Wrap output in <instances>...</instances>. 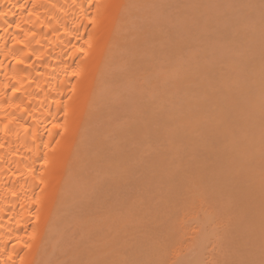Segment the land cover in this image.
<instances>
[{
	"label": "bare ground",
	"instance_id": "bare-ground-1",
	"mask_svg": "<svg viewBox=\"0 0 264 264\" xmlns=\"http://www.w3.org/2000/svg\"><path fill=\"white\" fill-rule=\"evenodd\" d=\"M139 1L140 0H0V264H54V262L58 261V259L56 260L55 258L58 256L56 254L57 251L59 254V251L62 252L66 249L65 246H63L65 245V243L62 244V242H64V237L69 233H67L68 230L66 229L67 232L64 233V236V234L62 233L63 231L61 232V230L64 229L63 226H68L70 224H67V221H73L71 220L73 218L77 219V217H73V215V218L69 219L71 217L70 212H74L76 210L80 211V209H89L88 211H90V209L97 208L98 206L103 205V203H105L106 205V202H104L103 199L104 196H106L105 198H107V195L110 193L115 194H113V198L117 197L121 200L120 203V200L118 201L117 198L115 201H118L117 203L119 204V207L120 205H123L125 207L122 208V206L119 208H122L123 212L127 211H124L126 207L131 208V206H133L134 204L132 208H135V211L131 212L133 213V216L138 215V222L141 223L140 225H138V222L134 220L135 218H132L134 222L136 221L135 223H137V228L134 229V225L130 224L129 222V228L126 226V228L123 229L121 227L125 226L126 222L122 220L124 222H122L124 224L123 226H121V223L118 225L117 229L114 227V229H116V233L118 231L116 236L113 235L114 230H110L112 232L110 235L111 239L109 236H106V238L105 236L102 237L103 243L104 241L105 243L104 246L103 243L101 244V246L104 249L101 248L103 252L99 250L101 252H99V254H104V256L100 258L99 262H96L95 260L93 263L96 262V264H121V262H123V264H264V254L262 252V257H260L261 255H258L259 257L255 256L256 254H258L255 248V243H257L258 239L259 242L257 244L259 245L260 243V247L263 248L264 251V228H262L264 227V180L259 181V179L252 180L251 178H248L251 177L248 173L251 172V167L248 168V170L246 168L247 173L245 170V174L241 173V176H244L243 179L245 178L246 181L244 180L243 183L247 182V185L241 183L243 179H241L242 177L238 172L237 176L239 177H235L237 179L240 178L241 181L239 184H243V187H241L242 185L239 186V180L235 179V177L233 179V182L231 179L230 182V180L228 181L225 178L227 180V183L225 182L226 180L221 183L223 184L222 187L224 186V193L227 190V187H225L227 184L237 182L235 184L237 187H239L235 188V185L232 184V186L234 185L233 188L230 185L233 189L230 188L229 190L233 191L237 189V192L235 193L233 191V194V192L231 193L229 190H227L231 194L230 199L228 197L229 193L226 192L225 194L228 195V202L226 206L221 203L220 198L218 200L215 197L216 194H219L217 192L220 191L217 188L220 189L221 187H219L220 182L223 179L221 175H226L225 173L220 174V170L215 168L221 169L222 165L217 166L219 164L218 162L221 161V164L225 166L224 163L226 162L227 157L231 156V158H235L234 156H232V154L236 151H233V149L231 150L232 145L230 146V144H228L230 150L232 151L230 152L229 150V153L232 154L228 153V155H225L224 157V154H227L226 152H228V150L225 149L226 144L225 142L223 143V138L224 136L226 137L227 134L228 137L231 138L233 137L231 136V134L234 135V137L235 135L239 136V128L235 129L236 131L238 130L235 134L231 132V129L233 128L230 129L231 131L228 130L231 133L229 136V133L226 130L228 126L220 125L221 128L219 129L221 130L219 131L217 126L216 128H214L215 125L212 124V122L217 121H213L214 117H212L213 119L211 118V121L210 119H208L207 121L209 122L208 124H206L207 127L210 126V129L205 130L206 127L204 128V131H208V133L206 132L207 134H205V132L201 130L205 134L204 138H206L207 144L204 142L205 140L202 135L203 133L201 132V137L203 138L204 143L202 142L201 138V143L198 142V140L197 142L199 144L196 142V144L194 143V147H192V142L196 140L195 134L192 133H194L193 131L196 130L195 128L197 127L194 128L192 125L190 128H193L194 130L190 128L186 129L188 127H185L184 124L186 122L181 116L182 119L176 120V122L179 124L178 126H180L181 124V129H186L185 131H183V133L181 130L180 134L176 135V133L179 132L178 130H176L177 128L179 129L178 126L177 128L175 127L176 125L172 127L177 132L174 131L173 133V128L171 129L172 131L169 129H164V132L166 131L165 134H168L169 136L173 135L174 137L172 136V140L173 138H176L178 136L179 139H183L185 140L184 142L188 143H186V145L189 146L186 147L189 148H187L188 151L184 158V153L181 152V148L178 146L180 150L177 147L175 149L174 147L176 145L174 143V146H170L171 142H168L170 141L168 140L170 137L168 136L167 138V135L163 133V136L162 134L163 130L161 129L164 128L162 127V124L164 126L165 123V119H163L164 115H161V119L159 117L160 123H154V116L152 114H154L155 112L153 113L151 111L152 114H150L152 116L149 114L148 118L146 116L147 114H142V117H146L141 118L136 115V112L139 110L135 109L136 111L133 110L134 115H136L134 117H137L138 120L129 114L128 117H132L135 120L131 121V119L129 118L130 121H126V123L122 125V123L125 122V117H127V115L124 116V118L121 117L118 119V111L121 110L119 108L124 107L119 105L115 107V104L113 103H119L120 99L122 101V96L118 99V97H120L118 96V94L123 93L121 89H126V92H128L130 90L133 91L132 87H135L134 91L139 92V95L141 97V95L146 93L149 89L151 90V88L149 87L152 84H154L152 86H154V88L156 89L155 83L158 81L156 78H158L157 76L159 74L155 75V72H152L151 67H149L147 64L149 63V61H151V64L154 66V64L156 63L154 60H156L155 58L157 56L154 54L155 58L153 57V61L155 63L152 62V60H147L152 57L151 54L150 57L149 53H146V51H150L147 49L148 47L146 46V43L148 45V42H150L149 34L151 33V31L149 29H151L152 26L150 28L148 27L146 31H144V29L139 30L137 28L141 26L140 29H142V25L147 27L148 24H151L148 23L151 22L149 18V21L146 18V21L148 23L147 25H145L146 21H143L145 20V16L147 14L143 15L144 18L140 15V13L142 14L140 8L144 7V9H146L148 5L144 4V6L142 4L143 6H139V8H137L140 3ZM137 9H139V11ZM137 14L138 19L141 16L140 20H143H141V25L137 24L134 26V23L138 21ZM133 19L137 20L134 22ZM142 21L145 24H143ZM138 23H140V21ZM132 30H135V32L137 33L135 34V32H133ZM138 31H142L143 33L139 32V34ZM158 32L159 31H157V33ZM151 35L150 45L152 44V41L154 39L153 33ZM157 38L158 37L154 39L155 43H157ZM159 41L161 40H158V42ZM157 44L156 47H160L159 43ZM155 53L158 54L157 52ZM189 57H191V55ZM178 60L180 62V58ZM188 60L190 63L191 60ZM164 61L166 62V60ZM163 63L164 62L162 61V65ZM171 63L168 66H171ZM158 64L159 63L155 64V67H157ZM159 67L160 66H158L156 69H158ZM182 69H184V67ZM190 70H192V68ZM185 71L187 70L185 69ZM151 72L153 75H151ZM150 76L154 77L151 78ZM131 78L133 80H131ZM150 79L152 80L150 81ZM166 79L168 80L167 77ZM147 80H149V83ZM132 81L133 83H136L135 86L133 83L131 85L129 84ZM143 81H146L147 85L145 84L146 82L144 83ZM192 81H194L193 78ZM137 82L141 83L142 86ZM148 84L151 85L147 87ZM136 86L138 88L140 86V88L136 89ZM143 86L144 88H147V91L146 89L144 90ZM159 86L157 85V87ZM142 89L146 91L143 92V94L141 92ZM161 89L164 90L163 87ZM153 91L154 90H151L152 93H154ZM207 92H209V90ZM147 94H144L143 96L145 97V95ZM148 95L151 96L153 94L150 93ZM180 95H176V97H180ZM160 96L161 94L155 97L153 101L155 102L156 99ZM172 96L174 97V95ZM130 98L132 99V97ZM150 98H152V96L149 97V100ZM126 101L124 99V102ZM131 101L134 100L132 99ZM151 101L152 99L149 101L150 104L154 103ZM198 102H202V100H198ZM219 102L218 105L220 104ZM193 103L194 102L192 101L191 104ZM119 104L122 105L121 103ZM201 104L202 107L205 105L203 104V102ZM201 104L197 103L198 107H200L199 105ZM155 105L156 104H154V106ZM167 105H169V103ZM261 105L264 106V104ZM146 106H148L147 108H145L147 110V113H149V111L151 110L150 107H152L153 105L151 104ZM221 106L219 108L222 109ZM134 107H136V105ZM173 107H175V105H173ZM154 108H156V106ZM128 110H130V107L128 108ZM234 111L236 110L234 109ZM121 112H124V110H121L120 114H122ZM139 112H137V114ZM182 113L184 112L182 111ZM189 114L191 115V113ZM192 114H194V112ZM197 114L199 115V112ZM227 114V117L221 115L220 119H229L228 117L230 116V120H222V123L227 124L229 122L230 125V122H235L234 118H236L238 115L236 117H232L233 115H231V113ZM157 115L158 113L156 114V118L158 120V116L160 115ZM185 116L187 117L186 114ZM202 116L203 115L201 114L199 115V117L201 118ZM150 117L153 120H150ZM195 117L193 118V120L196 121L194 122V124L198 123L197 120L199 119L198 117V119ZM139 118L145 120L146 122L144 123V121L142 120L144 124H142L141 121L138 123ZM216 118L219 119V116ZM185 119H187V121L190 120L188 117ZM200 120L201 119H199V121ZM226 120L228 122H224ZM151 121H153V123ZM207 121H205V123H207ZM241 121L243 120H240V122ZM167 122L169 123L170 121ZM173 122L174 124L176 123L172 120V123ZM189 122L191 123L192 120H190ZM189 122L187 123L189 124ZM150 123L156 125L160 124V129L158 128L156 131H162L161 135H156L157 133H153L154 130L150 128ZM168 123L165 124L168 126ZM182 123H184V126L182 125ZM201 123H203V121ZM234 124H236V122ZM170 125H172L171 122ZM231 125L230 127L233 126ZM224 126H226V128L222 129V127ZM156 127L154 128L156 129ZM198 127H200L199 123ZM149 128L150 131L152 130V133L155 135L152 136L151 139L149 138L150 141L152 140L150 143L151 146L153 141H155L158 137L157 139L160 140L162 138L163 140L165 139L164 143L167 140L169 145H165L168 146L167 148L170 147L169 153L167 151L165 152L171 158H169V156L167 155L168 159L166 160L162 156V154H159L157 151H155L154 153L156 155L157 152V154L159 155H156V157H154L150 154L149 156H152L150 159H146L148 153H145V155L147 154L146 156L143 153V155L145 156L144 158L147 160L148 167H150V171L151 166L157 165V167H159L160 164H162V166H160L162 168L159 167L160 169H162V173L158 172L161 175L157 176L153 175V173L154 171H157L159 169L154 166L153 173L152 171H149V173L147 171L149 169L144 166V164L147 165L145 163L146 161L144 160V162H134L137 164H143L142 166L138 164V166L142 168L144 166L145 171L142 168H138L137 165L135 167L133 159L136 158V153L139 150H135V153L133 152L135 147H129V145L131 144L132 146L135 145L134 141L139 142V138L141 137L145 139L147 138V140H149ZM212 128L214 130V132L211 133L213 137L209 133V130H211L210 132H212ZM187 130L191 131L188 132ZM217 130L219 131V135L217 133ZM248 130L252 131V129ZM225 131L227 133H224ZM243 131H245V129H243ZM252 132L250 134H254ZM221 133H223V137H221ZM241 133L242 132H240V134ZM245 133L249 136V133H247L246 131ZM142 134L145 135L143 136ZM183 134H185L186 136ZM208 134H210L209 137ZM179 135H182L183 137L181 136L182 138H180ZM244 135L245 134H243V136ZM112 136H116L117 138L120 137L122 138V140L120 142H116L115 139L114 141H111ZM210 136L212 137V139H210ZM153 137H155V140ZM217 137H220V141ZM221 138L223 140H221ZM236 138L237 140H241L238 137ZM209 139L211 141L214 140V143L216 145H214L213 142L211 143ZM252 139H254L253 141H256L255 139L257 138L252 137ZM226 140L228 139L226 138ZM237 140L234 141L236 142ZM131 141L133 142L131 143ZM208 141L210 142V145L208 144ZM221 141V144L225 145H222V147H224H221L222 149L219 148V143ZM234 141L230 142H232L234 145L240 142L237 141L238 143H234ZM261 142L259 143L261 144ZM147 143H149V141ZM252 143L254 144V142ZM197 144L200 146V149L198 148V150L201 151V154L199 153L200 156L199 154H197ZM211 144H213V147L211 146ZM150 145L149 147H151ZM157 145L160 144L157 143ZM206 145L208 146L206 147ZM215 146H219L215 148L219 152L220 150L222 151L221 153L218 152L219 155H217L216 152V155L213 153V149ZM245 146L244 148H242L244 151H247L245 149ZM254 146L255 145H253L252 147ZM138 147L139 146H137L136 149H139ZM140 148H143V146H141ZM192 148L194 149L193 152ZM173 149H175L176 152H174ZM177 149L179 150L178 153ZM253 149L256 150V148ZM260 150L261 149L259 148L258 151ZM211 151L212 153H210ZM251 152L254 153L253 150ZM139 153L141 152L139 151ZM179 153L183 156V159H180V161H178V156L180 155ZM260 153L262 154V151H260ZM192 154L197 155H194V161V157ZM221 154H223L222 157L224 158H221ZM236 154L237 157H242L241 155H243H238V152H236ZM256 155L258 154L256 153ZM218 156L221 160H218ZM243 156H246L245 153ZM261 156H263V154ZM240 157L239 159H245L244 157ZM169 159L170 163L168 164ZM196 159L198 160L195 161ZM164 160L165 162H163ZM211 160L216 162L213 163L211 162ZM259 160L260 158H258L256 162H260ZM159 161L161 163H159ZM174 161H176L175 164H173ZM231 161L232 160L228 161L227 159V162L231 163V165L229 163L227 164L229 166L227 168V171L231 170V172H228L231 173L230 175L233 174L232 168L237 171V167L243 166L241 163H244L242 162V160H237V166L235 158V165L232 166L234 162L232 161V164ZM192 162L194 163L192 164ZM205 163H207L209 167L210 165H212V174L204 173L206 169L209 172V167L206 166ZM245 165H247L246 162ZM194 166H197L198 168H195ZM138 169L142 170L139 172ZM240 169V171L244 170H242V168ZM215 170H217V172ZM256 170L255 175L257 174V171L259 172V174H262V172H264V170L262 171V169H260L261 171ZM146 172H148L149 174ZM216 173H219L220 175H217ZM228 173L227 175H229ZM150 174H152V176H149ZM206 175H209V178L210 175H212V177L215 175V178L211 177V182H209V179L206 178L208 176ZM219 176L221 178H219ZM233 176L234 175H232V177ZM216 177L219 178V181L218 178L216 179ZM215 182L218 184H216ZM153 184H155V189L156 185L158 189H160L159 186L162 187L161 189H163L164 187V190L161 191V194L154 193L156 190L153 191L154 187L152 190ZM215 186H217V188ZM254 186L255 189L253 188ZM256 187H258V189H256ZM251 188H253L252 190L255 194L250 190ZM94 189H96L97 194L94 192ZM262 190L263 192H261ZM257 191L261 193L259 194ZM136 192H140L141 195L139 196L138 194H136ZM116 194H125L124 196H126V194H130L131 197L126 196L127 199H124L123 196L119 198V196H116ZM256 194L260 196L258 197ZM136 196L139 197L137 198ZM219 196L221 198L223 197L221 195ZM135 197L137 200L135 199ZM133 198L135 201L131 200ZM95 199L97 201H95ZM155 200L157 201L156 203ZM233 201L236 202V204ZM109 209L110 208L108 207V210ZM79 211H77L78 214ZM73 212L71 213L73 214ZM115 212L118 211L116 210ZM134 212L136 215L134 214ZM67 213L70 216L67 215ZM88 213H85L86 218L87 216L91 217V215H88ZM107 213L109 214L108 211ZM147 214L151 215L149 220L147 219ZM85 215L83 217H85ZM92 219L94 223V220L96 222L97 219L100 220V217L97 216V219H94L92 217ZM125 219L128 222L130 217H125ZM105 220L104 222H106ZM76 221H73L74 224L75 222L78 224L79 220ZM114 221H116L114 223L117 226L119 222H117L116 219ZM142 222H144L145 224H142ZM247 223L249 225L251 224L250 227L253 229L254 233L247 230ZM112 224L113 223H111V225ZM95 225L98 224L95 223ZM140 226L143 228V234H141L142 231ZM107 227L110 228V226H106V228ZM138 227L140 229L137 231ZM119 228L121 230L123 229V232L127 234H125V236L122 235L124 233L122 231H119ZM132 229H134L135 232L137 231L136 234L134 233V231H131L130 233V230ZM126 230L128 231L125 232ZM151 230L153 231V233H151ZM69 231H72V229ZM139 231L141 232L139 233ZM60 233H62V235ZM90 233H92V231ZM248 233H250V235ZM256 233L259 236L256 240H253L251 238L248 241L245 238L246 235L250 237H252L253 235L254 237V234ZM96 234L97 233L95 232L94 235L96 236ZM243 234L245 235V237L243 236V239L241 240ZM91 235H93V233ZM119 235L124 239H121ZM59 236L63 239L62 242L59 240L61 239ZM105 239L107 240V242ZM121 240H126V242L124 241L126 243L125 248V243H121L123 244L122 247L125 250H122L121 248H119V250L116 249V246L118 245L117 243H119V241L121 242ZM244 240L246 241V243L244 242ZM59 241L61 242L60 244L63 247L59 244ZM72 241L75 240L73 239ZM82 243L84 245V241ZM91 243L92 242H90L89 244ZM244 244H246L247 246H244ZM58 246H60V250H58L59 248L57 249ZM61 247L62 249L64 248L62 251ZM246 247L250 249L248 250V248ZM113 248L115 251H113ZM244 248H246L247 250H245ZM117 250H122L123 254H125L126 256L122 255L121 258V255H118L119 253ZM96 257L98 258V256ZM116 258L122 259L121 262L116 260L114 263L113 260H115Z\"/></svg>",
	"mask_w": 264,
	"mask_h": 264
},
{
	"label": "rangeland",
	"instance_id": "rangeland-1",
	"mask_svg": "<svg viewBox=\"0 0 264 264\" xmlns=\"http://www.w3.org/2000/svg\"><path fill=\"white\" fill-rule=\"evenodd\" d=\"M140 3H139V5H138V7L137 8H139V6L141 7V6H143L144 4L145 5H148L147 6V8L146 9H144V7H141L140 9V11L142 12V14L140 13V15L141 16H143V15H146L145 16V20H143V19H141V20H143L144 22L146 21V18H147V20H148V18L151 20V22H148V23H151L150 25L147 23V21L144 23L143 21H142V23L143 24H145V25H147V27L146 26H144V25H142V29H140L141 28V26H139V27H137L139 30H143L144 29V31H146L147 29H148V27L150 28L151 26V29H149L150 31H151V33L149 34V36H150V39H151V34L153 33V38L155 39L156 37H158L157 39L158 40H161V41H159L158 42V40H156V42L157 43H159V46L161 47H156V44L157 43H155V40L153 39V41H152V44L150 45V42H151V40L149 39V41L150 42H148V45H147V43H146V46L148 47L147 49L148 50H150L149 52L148 51H146V53L148 54L149 53V56H150V54L152 55V59L150 58V59H147V60H152V62H154L155 64H157V63H159L158 64V66H160L159 68H161V67H163V68H161V69H156L157 67H155L156 65L154 64V66L151 64V61H149V63H147L148 64V66L149 67H151V70H152V72H155V75H160V78H159V75L157 76L158 78H156L158 81L155 83V87H156V89L154 88V86H152V85H154V84H148V86L147 87H149V88H151V90H154L153 92L154 93H152L151 92V90L149 89L148 91H147V88L145 87L144 88V86H143V88H144V90L146 89V91H144L143 89H142V94H143V92H146V93H144V94H153V95H151L152 96V98H150V100L152 99V101L151 102H154L153 100H154V98L155 97H157V96H159L160 94H161V96L160 97H158L157 99H156V101L154 102V103H151L153 106V108L152 107H150L151 108V110L149 111V113H147V110H146V108L148 107V106H146V105H151L150 104V100H149V97H151V96H149L148 94V96L147 95H145V97L143 96V95H141V97H140V95H139V92H137V91H134V88L135 87H132L133 89V91H128V92H126V89H121L122 91H123V93H119L118 94V96H120V97H118V99L119 98H121V96H122V101H121V99H120V102L119 103H121L122 105H120L118 102H116V103H118V104H116V103H113V104H115V107L117 106V105H119V106H122V107H124V108H119V109H121L122 111L124 110V112H121L122 114H120V111H118L119 112V117H118V119L119 118H121V117H123L124 118V116H126L127 115V117H125L126 119H125V122L124 123H122V125L123 124H125L126 123V121L128 122V121H130L129 120V118L131 119V121L132 120H135V119H137L138 120V118L137 117H134V116H138V117H141V118H145L146 116H147V118L149 117L148 115L151 113L152 114V112L154 113V114H152L154 117H153V119L150 117L149 119L151 120H153L154 121V123H160V120H159V117H160V119L162 118L161 117V115H164L163 117V119H165V123H168L167 121H170L171 122V124L172 125H170V122L168 123L169 125L167 126L165 123H164V126H163V124H162V127H164V128H162L161 130H163V132H162V134L164 133H166V131L164 132V129L165 130H167V129H169V130H171L175 125V127L177 128V126L179 125L177 122H176V120H180V119H182V117L184 118V121L187 123V122H189L190 120H192V122L190 123L189 122V124H191V125H189L188 123H187V125H186V123L184 124V123H182V125L184 124L185 125V127H188V128H186V129H189L192 125H193V127L195 128V127H197V128H195L196 130H194L193 128H190V129H193L194 131V133H192V134H195V137H196V140H194L192 143H193V146L192 147H194V143L196 144V142L198 141V142H200V139L202 138L201 136L203 135V138L205 137V134H207L208 133V131H204V128L206 127V129L205 130H208V129H210V126H208L207 127V125L206 124H208V122L209 121H207L208 119H210V121L213 119L212 117H214V120L213 121H217V122H212V124H214L215 125V127L214 128H216V126L218 127V129L219 128H221V126H223V125H226V126H228V128H226V126H224V127H222V129L223 128H226V130L228 131V130H230L231 128H233V129H231L230 131L231 132H233L234 134L235 133H237V131L239 130V136H236L235 135V137H234V135H232L231 133H230V131H228V133H229V136H230V134H231V136H233L232 138L231 137H228V134H227V136L225 137L224 136V141H223V143L225 142V144H226V146L224 145V144H221L222 143V141L219 143L220 144V147L219 146H215L214 147V151H213V153L215 154V152L217 153V155H219V153H221L222 151L220 150V152L217 150V149H215L216 147H219L220 149H222V148H224V147H222V145L223 146H225V149L226 150H228V152H226L227 154H224V157H225V155H228V153H229V150H230V147H229V145L228 144H230V146L232 145V147H231V150L233 149V151H235L234 153L236 154V152H238V155H241V154H243L244 155V153H245V157L243 156V155H241L242 157H240V156H238L237 157V154H236V156H235V154L233 155L232 153H229V154H232V156H234L235 158H236V162H237V160H242V162H244V163H241L243 166H238V162H237V171L234 169V168H232V175H234L233 177H232V175H230L231 173H228L229 171L231 172V170H229V169H231V168H229L228 170L229 171H227V168L229 167L227 164L229 163L230 165H231V163L230 162H227V159H228V161H230V160H232L233 162H234V164H233V162H232V166H234L235 165V158H231V156H229L230 157V160H229V157H227V159H226V162L224 163L225 164V166L223 165V164H221V162H218L219 164L217 165V166H221V169H223V170H221L220 168H215V169H218V170H220L219 172H220V174L222 173V174H226V175H221V177L223 178L222 179V181L220 182V185H219V187L221 186L222 187V185L223 184H221V183H223V181H225L226 179L229 181L230 179L232 180V182H233V179H234V177L235 176H237L238 175V173L240 174V176H241V173H244L245 174V170H246V168H247V170H248V168H250L249 170L252 172V174H251V172H248L249 174H250V176L251 177H248V178H251L252 180H258L259 179V181L260 180H264L263 179V176H264V172H262V174H259V172L257 171V170H260V169H262V171L264 170L263 169V166L264 165H261V164H264L263 163V161H264V151H263V149H264V139H263V137H264V106H262L261 104H264V0H140L139 1ZM143 4V5H142ZM144 5V6H145ZM138 11H139V9H137ZM136 10V11H137ZM137 11V12H138ZM139 14V13H138ZM138 14H137V19H138ZM140 16V17H141ZM136 17V16H135ZM134 17V18H135ZM140 17H139V19H138V21H136L137 19H133L134 20V22L136 23H134V26L135 25H137V24H140L141 25V20H140ZM143 18H144V16H143ZM140 21V23H138ZM149 21V20H148ZM133 26V27H134ZM159 26V27H158ZM136 28V27H135ZM155 28V29H154ZM158 29V30H157ZM155 30H157V31H159L158 33H157V31H155ZM133 31V30H132ZM136 31H137V29H136ZM149 31V32H150ZM133 32H135V30L133 31ZM143 33L142 31H138V33ZM137 32H135V34H136ZM139 33V34H140ZM159 35V36H158ZM156 36V37H155ZM148 37V36H147ZM160 37H162V38H160ZM160 38V39H159ZM148 39V38H147ZM165 41H164V40ZM148 41V40H147ZM189 41V42H188ZM160 42H161V44H160ZM188 42V43H187ZM191 42V43H190ZM165 45H164V44ZM158 45V44H157ZM153 46V47H152ZM164 47V48H163ZM155 51H154V50ZM162 49V50H161ZM160 50V51H159ZM152 51H154V52H152ZM155 52H157L158 54H156ZM159 52H160V54H159ZM162 52H163V54H162ZM180 52V53H179ZM153 53V54H152ZM154 54L155 55H159L158 57L156 56V58H155V56H154ZM162 54V55H161ZM176 54V55H175ZM166 55V56H165ZM191 55V57H189ZM157 60H154L153 61V59L154 58ZM166 57V58H165ZM180 58V62H179V58ZM189 57V58H188ZM177 60H176V59ZM188 59H190L191 60V62L189 63V60ZM164 62L163 63V65H162V61ZM164 60H166V62L164 61ZM174 60H176L177 61V63H176V61H174ZM182 60V61H181ZM186 61H187V65H186ZM174 63V64H172V63ZM179 62V63H178ZM183 64H182V63ZM165 63H169V64H165ZM170 63H171V66H173V67H171V66H168V65H170ZM181 63V64H180ZM178 64H180V65H178ZM189 64H190V66H189ZM176 65H177V67H176ZM186 65V66H185ZM192 65V66H191ZM178 66H179V68H178ZM155 67V68H154ZM174 67H176V68H174ZM184 67V69H182V68ZM185 67H188V68H185ZM178 68V69H177ZM192 68V70H190ZM162 69H164V70H162ZM177 69V70H176ZM185 69L187 70V71H185ZM162 70V71H161ZM172 70V71H171ZM184 70V71H183ZM176 71V72H175ZM180 71H182V72H180ZM152 72H151V75H153L152 74ZM169 74H168V73ZM163 73H165V74H163ZM173 74H175V75H173ZM170 75V76H169ZM164 76H166L167 78H168V80L166 79V77H164ZM176 76V77H175ZM177 76H179V77H177ZM151 77V76H150ZM149 77V78H150ZM154 77V76H153ZM153 77H151V78H153ZM156 77V76H155ZM193 78V80L194 81H192V78ZM148 78V79H149ZM188 78V79H187ZM165 79V80H164ZM175 79V80H174ZM131 80H133L132 78H131ZM152 79H150V81H151ZM142 81V80H141ZM148 81V83H149V80H147ZM166 81H168V82H166ZM170 81V82H169ZM187 81V82H186ZM192 81V82H191ZM144 82V81H143ZM146 82V81H145ZM144 82V83H145ZM174 82V83H173ZM128 83V82H127ZM133 83V81L132 82H130L129 84L131 85ZM137 83H139V82H137ZM144 83H142V84H144ZM173 84V85H171V84ZM187 83V84H186ZM190 83H191V85H190ZM128 84V85H129ZM134 84V86L136 85V83H133ZM140 85H141V83H139ZM139 84H137V85H139ZM146 85H147V82L145 83ZM157 85L159 86V87H157ZM179 85H181V86H179ZM142 86V85H141ZM176 86H177V88L179 87H181L180 89L178 88V90H177V88H176ZM189 86V87H188ZM127 87V86H126ZM125 87V88H126ZM164 88V90L163 89H161V88ZM185 87V88H184ZM139 88H140V86H139ZM137 86H136V89H139ZM142 88V87H141ZM154 88V89H153ZM182 89V90H181ZM189 89V90H188ZM204 89V90H203ZM207 89V90H206ZM181 90V91H180ZM186 90H187V92H186ZM209 90V92H207ZM121 91V92H122ZM158 91H160V92H162V93H160V92H157ZM126 92V93H125ZM132 92V93H131ZM141 92H140V94H141ZM166 92H167V94H166ZM177 92H179V93H177ZM131 93V94H130ZM138 93V94H137ZM163 93H165V94H163ZM184 93V94H183ZM122 94V95H121ZM181 94V95H180ZM133 95V96H132ZM137 95V96H136ZM156 95V96H155ZM172 95H174V97L172 96ZM176 95L177 96H179L180 95V97H176ZM188 95V96H187ZM123 96H124V98H123ZM144 98H146V99H144ZM162 96H164V97H162ZM130 97H132V99L134 100V101H131L132 99L130 98ZM135 97H137V98H135ZM194 97V98H193ZM198 97V98H197ZM200 97V98H199ZM130 98V99H129ZM164 98H165V100H164ZM174 98H176V99H174ZM183 98V99H182ZM193 98V99H192ZM124 99H125V101H126V99H127V101L126 102H124ZM161 99V100H160ZM196 99V100H195ZM117 100V99H116ZM178 100V101H177ZM183 100H184V102H183ZM198 100L199 101H201L202 100V102H203V104H205L203 107H202V102H198ZM204 100V101H203ZM115 101V100H114ZM149 103H147V102ZM157 101H158V103H157ZM167 101H169V102H167ZM171 101V102H170ZM176 101V102H175ZM192 101L194 102L193 104H191L192 103ZM220 101V102H219ZM252 101V102H251ZM122 102H124V103H122ZM127 102H129V103H127ZM166 102V103H165ZM180 102H181V105H180ZM195 102H197L198 104H201V105H199L200 107H198V105H197V103H195ZM218 102L220 103L219 105H218ZM131 103V104H130ZM146 103V104H145ZM169 103V105H167ZM171 103H172V106H171ZM174 103V104H173ZM186 103V104H185ZM233 103H234V105H233ZM254 103V104H253ZM256 103V104H255ZM154 104H156L155 106H156V108H154L155 106H154ZM178 104V105H177ZM195 104V105H194ZM221 104H222V106H221ZM231 106H230V105ZM124 105V106H123ZM131 105V106H130ZM136 105V107H134ZM173 105H175V107H173ZM176 105H177V107H176ZM197 105V106H196ZM114 106V105H113ZM130 107V110H128V108ZM133 106V107H132ZM140 106H141V108H140ZM222 107V109L221 108H219V107ZM233 106V107H232ZM234 106H235V108H234ZM259 106V107H258ZM261 106V107H260ZM132 107V108H131ZM146 107V108H145ZM192 107V108H191ZM117 108V109H118ZM149 108V109H150ZM170 108V109H169ZM174 108V109H173ZM188 108V109H187ZM204 108V109H203ZM236 110V111H234V109ZM139 110V111H137V112H139L138 114H137V112H136V115H134V112H133V110ZM173 109V110H172ZM186 109V110H185ZM231 109H233V110H231ZM135 110V111H136ZM161 112V113H163V114H161L159 111ZM201 110H202V112H201ZM222 110V111H221ZM152 111V112H151ZM182 111L184 112V113H182ZM190 111V112H189ZM199 112V115L201 114V115H203L202 116V118L201 117H199V115L197 114L198 112ZM232 111H234V112H232ZM158 113V115H160V116H158V120H157V118H156V114ZM194 112V114L196 115V117H195V115L194 114H192ZM197 112V113H196ZM201 112V113H200ZM160 113V114H159ZM189 113H191V115L189 114ZM227 113H231V115H233L232 117H236L237 115V117L236 118H234V120H235V122H236V124H234L235 122L233 121V120H231V121H233V122H230V125L232 126V127H230V125H229V122L227 121V120H230L231 119V117L229 116L228 118L229 119H227V118H225V119H227L226 121H224V122H228L227 124L225 123H222L223 121L222 120H225V119H220L221 118V115H224V116H228V114ZM234 113V114H233ZM236 113V114H235ZM129 114L132 116V117H134V118H132V117H128L129 116ZM142 114H144V115H146L145 117L143 116L142 117ZM150 114V115H151ZM185 114L187 115V117L190 119L189 121H187V119H185V118H187L186 116H185ZM151 115V116H152ZM171 115V116H170ZM178 115H179V118H178ZM184 115V116H183ZM198 115V116H197ZM167 116H168V118H167ZM170 116V117H169ZM177 116V117H176ZM182 116V117H181ZM191 116H193V117H191ZM219 116V119L218 118H216V117H218ZM223 116V117H224ZM226 116V117H227ZM199 118V119H201L200 121H199V119L197 120L198 121V123H199V125H200V127H198V123H195L194 124V122H196L195 120H193V118ZM204 117V118H203ZM122 118V119H123ZM141 118H139V121H138V123L141 121L142 122V124H144L146 121L145 120H143V119H141ZM212 118V119H211ZM217 120H216V119ZM141 119V120H140ZM163 119H162V121H163ZM173 121H175L176 123L174 124V122L172 123V120ZM233 119V118H232ZM263 119V120H262ZM144 121V123H143V121ZM148 120V119H147ZM167 120V121H166ZM219 120V121H218ZM221 120V121H220ZM240 120H243V121H241L240 122ZM120 121V120H119ZM118 121V122H119ZM153 121H151L152 123H153ZM156 121V122H155ZM184 121H182V122H184ZM203 121V123H201ZM205 121H207V123H205ZM262 121V122H261ZM134 122H137V121H134ZM150 122V121H149ZM219 122H221V123H219ZM180 123V122H179ZM151 124V123H150ZM149 124V125H150ZM147 125H148V123H147ZM152 125V126H151ZM150 125V128L151 129H153L154 131H156L158 128L160 129V127L161 126H159V125H156V124H151ZM183 125V126H184ZM195 125V126H194ZM210 125V124H209ZM213 125V126H214ZM221 125V126H220ZM236 125V126H235ZM237 125H238V127H237ZM119 126H121V125H119ZM157 126V127H156ZM173 126V127H172ZM234 126H235V128H234ZM149 127V126H148ZM147 127V128H148ZM154 127H156V129L154 128ZM179 127V129L177 128L176 130H178L179 132H177L176 130H174V128H173V133H174V131L175 132H177L176 133V135L177 134H180V132H181V130H182V133H183V131H185V130H183V128L181 129V124H180V126H178ZM253 127H254V129H253ZM146 128V129H147ZM150 128H149V131H150ZM203 128V129H202ZM239 128V129H238ZM198 129V130H197ZM235 129H238L237 131L235 130ZM241 129V130H240ZM243 129H245V131L247 132V133H249V136L245 133V131H243ZM248 129H252V131L251 130H248ZM256 129V130H255ZM201 130H203L204 132H205V134L201 131ZM221 129H219V131H220ZM254 130H255V132H254ZM149 131H148V133H149ZM153 131V133L154 134H156V135H161V132H159V131H156V132H154ZM171 131H170V133H171ZM188 132H190L189 130H187ZM197 131V132H196ZM211 130H209V133L211 134V133H213L214 132V130H213V128H212V132H210ZM219 131L217 130V133H218V135H219ZM249 131H251L252 133H254V134H250L251 132H249ZM199 132V133H198ZM203 134H202V133ZM222 132H223V130H222ZM240 132H242L243 134H245L244 136H246V137H244L243 136V134L241 133L240 134ZM152 133V130L150 131V134H149V136H148V139L150 138H152V136H155L154 134ZM167 133H169V132H167ZM172 133V134H173ZM200 134V135H198V134ZM224 133H227L226 131L224 132ZM164 134H163V136H164ZM198 136H197V135ZM202 134V135H201ZM210 134H208V137H209V135ZM215 134H216V131H215ZM222 134V136L221 137H223V133H221ZM220 134V135H221ZM256 134V135H255ZM257 134H259V135H257ZM143 136L145 135V134H142ZM165 135H167V138H168V134H165ZM171 135V134H170ZM176 135H175V137H176ZM183 135H185V134H183ZM218 135H216V136H218ZM225 135V134H224ZM259 140H257V139H255L256 141H253L254 139H252V137L253 138H255L254 136ZM261 135H263V136H261ZM151 136V137H150ZM173 136V135H172ZM172 136H169L170 138L168 139V140H170V141H168V142H171L170 143V146H174V144L176 145L174 148L176 149V147L178 148V146L181 148V152H183L184 153V158H185V155L187 154V151H188V149L187 148H189V147H186V146H189V145H186V143L187 142H184L185 140H183V139H179V137L177 138H173V140H172ZM180 136V138H182L183 136L182 135H179ZM182 136V137H181ZM186 136V135H185ZM211 136H212V134H211ZM210 136V137H211ZM215 136V137H216ZM241 136V137H240ZM252 136V137H251ZM146 137V136H145ZM174 137V136H173ZM193 137V136H192ZM213 137V136H212ZM212 137L210 138V139H212ZM236 137H238L239 139H241V140H237V138ZM248 137V138H247ZM251 137V138H250ZM154 138V140H155V137H153ZM158 138V137H157ZM156 138V140L155 141H153V143L155 144V147H154V144L152 143V146L150 145V143H151V141H150V139L149 140H147V138L145 139V138H139L140 139V141L138 142V141H134V144L136 145H133L132 146V144L131 145H129V147L131 146V147H135V149H134V151L133 152H135L136 153V151L137 150H139L141 153H139V151H137V153H136V158H134L133 159V162L134 161H136V162H139V161H141V162H144V161H146L145 163L147 164V160L146 159H150L152 156H149L150 154L151 155H153L154 157H156V155L158 156L159 154H162V156L165 158V160L166 159H168L167 158V153L165 152V151H167L168 153H169V148H167L168 146H166V145H169V143L167 142V140H166V142L168 143H164V141H165V139L163 140V138L160 140V139H157ZM164 138H166V137H164ZM199 138V139H198ZM203 138L201 139L202 140V142L204 141L206 144H207V142H206V138H204V140H203ZM218 138V137H217ZM226 138L228 139V140H230V141H234V140H237L239 143H240V145H239V143L236 141H234V143H238V144H236V145H234L232 142H230V141H228V140H226ZM250 138V139H249ZM259 138H261V139H259ZM114 139H115V141L117 142V141H121L122 140V138H120V137H116V136H112V139H111V141H114ZM195 139V138H194ZM209 139V141L212 143H214V140L213 141H211ZM220 139V137L218 138V140ZM222 138H221V140H223ZM232 139V140H231ZM138 140V139H137ZM147 140V141H146ZM183 140V141H182ZM216 140V139H215ZM228 141V142H226V141ZM242 140H243V142H242ZM247 140V141H246ZM249 140V141H248ZM133 141H131V143L133 142ZM149 141V143H147ZM208 141V142H209ZM220 141V140H219ZM262 141V142H261ZM136 142H138V143H136ZM197 142V143H198ZM203 142V143H204ZM210 142L208 143L209 145H210ZM217 142V141H216ZM250 144H249V143ZM252 142H254V144L252 143ZM259 142H261V144L259 143ZM142 143V144H141ZM144 143V144H143ZM157 143L158 144H160V145H157ZM162 143V144H161ZM174 143V144H173ZM201 143V142H200ZM218 143V142H217ZM232 143V144H231ZM246 143V144H245ZM256 143V144H255ZM263 143V144H262ZM166 144V145H165ZM188 144V143H187ZM199 144V143H198ZM197 144V145H198ZM218 144V145H219ZM149 145L151 146V147H149ZM214 145H216L215 143H214ZM246 145V146H245ZM253 145H255L254 147H252ZM258 145V146H257ZM137 146H139L138 148L139 149H136L137 148ZM141 146H143V148H140ZM147 146V147H146ZM208 145H206V147H207ZM211 146L213 147V144H211ZM210 146V147H211ZM235 146H237V147H235ZM239 146V147H238ZM244 146H245V149L247 150V151H244L243 150V148H244ZM249 146H251V147H249ZM128 147V148H129ZM149 147V148H148ZM204 147H205V145H204ZM222 147V148H221ZM243 147V148H242ZM246 147H249V148H246ZM257 147H259L261 150L260 151H262V154H263V156H261L262 154L260 153V151H258V149L259 148H257ZM153 148V149H152ZM173 148V147H172ZM180 148H178L179 150H180ZM198 148L200 149V146L198 145V147L196 148L197 150H198ZM209 148V147H208ZM218 148V149H219ZM234 148H236V149H234ZM240 148V149H239ZM252 148V149H251ZM253 148H256V150L255 149H253ZM175 149H173V151L174 152H176V150ZM177 149V153H178V150ZM193 149V148H192ZM129 150V149H128ZM136 150V151H135ZM201 150H202V148H201ZM205 150V149H204ZM203 150V151H204ZM206 150H208V149H206ZM215 150H217V151H215ZM224 150V149H223ZM225 150V151H226ZM230 150V152H232ZM240 150V151H239ZM248 150H249V152H248ZM254 151V153H252L251 151ZM143 151V152H142ZM153 151V152H152ZM155 151H157L159 154H157V152H156V155H155ZM194 151V149L192 150V152ZM241 151H243V152H241ZM256 151H258V152H256ZM195 152H196V150H195ZM219 152V153H218ZM241 152V153H240ZM258 154V155H256V153ZM143 153H144V155H145V153H148V156L146 157V159L144 158L145 156L143 155ZM201 154V151H197V154ZM205 153V152H204ZM210 153H212V151L210 152ZM247 153V154H246ZM180 154V153H179ZM178 154V155H179ZM200 154H199V156H200ZM202 154H203V152H202ZM255 154V155H254ZM171 155V154H170ZM181 155V154H180ZM178 156V161H180V159H183V156H182V158H181V156ZM193 155V154H192ZM195 156H197L196 154H194ZM194 155H193V157H194ZM205 155V154H204ZM204 155H203V158H204ZM216 155V154H215ZM222 155L223 154H221L220 156H221V158H224V157H222ZM161 156V155H160ZM169 156V155H168ZM248 156V157H247ZM256 156V157H255ZM260 156V157H259ZM209 157H211V156H209ZM216 157V156H215ZM215 157H213V158H215ZM219 157V156H218ZM239 157L240 158H245L244 160L243 159H239ZM260 158V162H256V160H258V158ZM140 159V160H138V159ZM160 158V157H159ZM169 158H171L170 156H169ZM197 158V157H196ZM199 158H201V157H199ZM257 158V159H256ZM262 158V159H261ZM194 159H195V157L193 158V161H194ZM144 160V161H143ZM165 160L163 161V162H165ZM198 159H196L195 161H197ZM218 160H221L220 159V157L218 158ZM223 160H225V159H223ZM247 160V161H246ZM249 160V161H248ZM263 160V161H262ZM132 162V163H133ZM207 162H210V161H207ZM211 162H216V161H213V160H211ZM245 162H246V164L248 165L249 163L251 164V166H250V164L247 166V165H245ZM262 162V163H261ZM135 163V162H134ZM133 163V164H134ZM159 163H161L160 161H159ZM170 163V159H169V162H168V164ZM176 163V161H174V163L173 164H175ZM194 162H192V164H193ZM195 163H197V162H195ZM257 163V164H256ZM138 164H140V163H138ZM138 164L137 163H135V167H136V165H137V167L138 168H142V167H140V166H142L143 164H140V166H138ZM167 164V163H166ZM206 164V166H208L207 165V163H205ZM204 164V165H205ZM261 166H260V165ZM198 165V164H197ZM209 165H210V163H209ZM216 165V164H215ZM257 165V166H256ZM144 166L145 167H147L148 169L150 168V167H148V164L147 165H145L144 164ZM144 166H143V170L145 171V168H144ZM149 166H151V165H149ZM154 166H156L157 167V165H154ZM154 166H151V171H152V173H153V167ZM159 166V165H158ZM160 166H162V164H160ZM159 166V167H160ZM193 166V165H192ZM206 166H204V167H206ZM211 166L212 165H210V167L208 168L209 169V172L207 171V169H206V171L204 172L205 174L206 173H208V174H210L212 171V168H211ZM214 166V165H213ZM217 166H215V167H217ZM232 166H230V167H232ZM247 166V167H246ZM157 167L159 170H157V171H154V173H153V175H161V174H159L161 171H162V169H160V168H162V167ZM195 167V166H194ZM197 167V166H196ZM195 167V168H196ZM226 167V168H225ZM242 168V170L243 171H240L241 169L240 168ZM257 167V168H256ZM147 168H146V170H147ZM193 168V167H192ZM198 168V167H197ZM211 168V169H210ZM225 168V169H224ZM141 169V170H142ZM165 169V168H164ZM163 169V170H164ZM214 169V168H213ZM240 169V170H239ZM257 169V170H256ZM139 170V169H138ZM141 170H139V172L141 171ZM156 170V169H155ZM235 170V171H234ZM247 170H246V173H247ZM255 170L257 171V174L255 175ZM148 172L150 171V169L149 170H147ZM150 171V172H151ZM216 172H217V170H215ZM225 171V172H224ZM261 171V170H260ZM148 172H146V173H148ZM149 172V173H150ZM159 172V173H158ZM235 172V173H234ZM238 172V173H237ZM148 173V174H149ZM162 173V172H161ZM213 173H214V171H213ZM227 173L229 174V175H227ZM261 173V172H260ZM212 174V173H211ZM217 174V173H216ZM219 173L217 174V175H220ZM244 174H242V175H244ZM258 174H259V176H258ZM149 176H152V174H150ZM206 176H208V177H206ZM205 177L206 178H208L209 180V182H211L210 181V179H212L213 177H212V175H210V178H209V175H206ZM248 176V175H247ZM255 176V177H254ZM257 176V177H256ZM159 177V176H158ZM212 177V178H211ZM220 176H219V178H221ZM229 177V178H228ZM237 177H239V176H237ZM242 178L241 179H243V177L244 176H241ZM259 177H261V178H259ZM215 178V177H214ZM218 177H216V179H217ZM219 178H218V181H219ZM226 178V179H225ZM255 178V179H254ZM235 179H237L236 177H235ZM250 179V180H251ZM215 180V179H214ZM213 180V181H214ZM221 180V179H220ZM227 180L225 181L226 183H227ZM231 180H230V182H231ZM237 180H239V182H238V184L240 183V178L239 179H237ZM237 180H235V181H237ZM245 180V178L242 180V182L241 183H243V181ZM207 181V182H208ZM212 181V182H213ZM216 182H218L217 180H215ZM234 181V182H235ZM246 181V180H245ZM215 182V183H216ZM230 182H228V183H230ZM214 183V182H213ZM219 183V182H218ZM218 183H216V184H218ZM235 183H237V182H235ZM235 183H232V184H234L235 185V188L237 187L236 186V184ZM247 183V182H246ZM246 183H243V184H246ZM156 184V183H155ZM155 184H153V186H152V190H153V187H154V190L153 191H155L154 193H160L161 194V191L162 190H164V187H163V189H161L162 187H160L159 185V188L161 189H158V187H157V185H156V189H155ZM225 184V183H224ZM232 184H227L225 187H227V190H229L230 188L231 189H233L234 188V185L232 186ZM237 184V185H238ZM243 184H239V186H241V187H243ZM248 184V183H247ZM246 184V185H247ZM215 185V184H214ZM233 187H231V186ZM161 186H163V185H161ZM218 186V185H217ZM217 186H215L216 188H217ZM230 186V187H229ZM221 187H220V189L219 188H217L218 190H220V191H218L217 193H219V194H216V198L219 200V198H220V200H221V203H223L224 204V206H226L227 205V196L228 195H225L226 194V192H228L227 190L225 191V193H224V186L222 187V189H223V191H222V189H221ZM237 188H239V187H237ZM254 189H255V186L253 187ZM253 188H251L250 190L251 191H253L252 189ZM226 189V188H225ZM256 189H258V187H256ZM95 190V191H94ZM93 191L97 194V191H96V189H94ZM157 190H159V191H157ZM237 189H235V190H233L235 193L237 192L236 191ZM261 190V189H260ZM259 190V191H260ZM231 193L233 192L232 190H229ZM230 192H228L229 193V199H230ZM234 192H233V194H234ZM256 192V191H255ZM258 192V191H257ZM261 192H263V190L261 191ZM261 192H258L259 194L261 193ZM94 193V194H95ZM163 193V192H162ZM221 193V194H220ZM252 193V192H251ZM253 193H254V191H253ZM257 193V194H258ZM95 194V195H96ZM114 194V193H113ZM113 194L112 193H110V194H108L107 195V198H105L106 196H104V202H106V205H105V203H103V205H101V206H98L97 208H93V209H90V211H88L87 209H80V211L79 210H76V211H71V212H73V214L70 212V214H71V217L69 218V219H71V218H73L74 216L75 217H77V219H75V218H73V219H71V220H73V221H76V220H79V222H78V224L75 222V224H74V222L73 221H70L69 220V222L67 221L66 223L68 224V223H70L68 226L66 225H64L63 227H64V229H65V231H64V229H62L61 230V232L64 234V233H66L67 232V230H68V232L67 233H69L67 236H65V234H64V239L66 240H63L60 236V238L61 239H59L61 242H62V240L64 241V242H62V244H64L65 243V245H63V246H65V251L62 249V245L60 244L61 242L59 241V244L62 246L61 247V251L62 252H60L59 251V254H61V255H59L58 254V251H57V257H55L56 258V260L58 259V261H56V262H54V264H69V262H70V264H72V263H75V264H89L90 262V264H96V262H99V260H100V258L102 257V256H104V254L103 255H101V254H99V250H101V248H103L102 246H101V244L103 243V239H102V237H104L105 236V238H106V236H109L110 237V239H111V231L110 230H114L113 231V235H115L116 236V234L118 233V231H117V233H116V229H117V227H118V225L119 224H121L123 221L122 220H124L125 222H126V225L125 226H123L124 224V222L122 223V225L121 226H123V227H121V226H119V227H121V228H126V226L128 227V224H129V222H130V224H133L134 225V229H136L137 227H136V224L137 223H135L136 221L138 222V215L137 216H133V213L131 212V211H135V208H132L133 206H134V204H133V206H131V208L130 207H126V209H124V211L125 210H127V211H125V212H123V209L122 208H125L123 205V207L120 205V207H122L121 209H119L120 207L118 206L119 204L117 203L120 199H118L116 196H119V198H121V196H123L124 197V199H127L126 198V196H130V194H126V196H124V195H117L116 194V198L118 199V201H115L116 200V198H113ZM120 194V193H119ZM136 194H138L139 196L141 195V193L140 192H136ZM136 194H134V195H136ZM255 194V193H254ZM253 194V195H254ZM256 194V195H257ZM115 195V194H114ZM131 195H133V194H131ZM153 195V194H152ZM219 195H221V196H223V197H225V198H221ZM225 195V196H224ZM138 196V197H139ZM147 196H149V195H147ZM151 196V195H150ZM258 197L260 196V195H257ZM256 196V197H257ZM131 197V196H130ZM137 197V196H136ZM136 197H135V199H136ZM137 197V198H138ZM152 197V196H151ZM129 198V197H128ZM153 198V197H152ZM232 198V197H231ZM233 199V198H232ZM232 199H231V201H232ZM131 200H134V198L133 199H131ZM131 200H130V202H131ZM137 200V199H136ZM234 200H236V199H234ZM95 201H97L96 199H95ZM135 201V200H134ZM223 201V202H222ZM121 202V200L119 201V203ZM133 202V201H132ZM157 201L155 200V203H156ZM220 202V201H219ZM225 202V203H224ZM234 202V201H233ZM107 203H109V204H107ZM135 203V202H134ZM139 203H140V201H139ZM235 204H236V202H234ZM105 205V206H104ZM157 206V205H156ZM103 207V208H102ZM108 207L110 208L109 210H108ZM107 208V209H106ZM115 208V209H114ZM128 208V209H127ZM101 209V210H100ZM130 209V210H129ZM92 210V211H91ZM109 212V214L107 213V211ZM111 210V211H110ZM114 210V211H113ZM118 211V212H115V211ZM122 210V211H121ZM129 210V211H128ZM77 211H79V214H78V212ZM81 211H82V213H81ZM85 211V212H84ZM90 213H88V212ZM94 211V212H93ZM119 211H121V212H119ZM106 212V213H105ZM116 214H115V213ZM123 212V213H122ZM129 212V213H128ZM69 213V212H68ZM67 213V215H69ZM85 213L87 214L88 213V215H91V217H89V216H87V218H86V215H85ZM112 213H114V214H112ZM118 213V214H117ZM121 213H122V215H121ZM128 215H127V214ZM77 216H76V215ZM93 214V215H92ZM110 214H112V215H114V216H112V215H110ZM130 214V215H129ZM134 214H135V212H134ZM139 214V213H138ZM72 215H73V217H72ZM85 215V217H83ZM120 215V216H119ZM125 215V216H124ZM136 215V214H135ZM148 216H147V219L149 220L150 219V216L151 215H149V214H147ZM70 216V215H69ZM78 216H80V217H78ZM95 216V217H94ZM97 216H99L100 217V220L99 219H97ZM124 216V217H123ZM92 217L94 218V219H97V221L95 222V220H94V223H93V219H92ZM122 217V218H121ZM125 217L126 218H129L130 217V219H129V221L127 222V220L125 219ZM103 218V219H102ZM118 218V219H117ZM124 218V219H123ZM132 218H135L134 220H136L135 222L132 220ZM102 219V220H101ZM106 219V220H105ZM117 220V222H119L118 224H117V226L115 225V223L114 222H116V221H114V220ZM146 219V218H145ZM144 219V220H145ZM90 220V221H89ZM98 220H99V223H98ZM104 220L106 221V222H104ZM109 220V221H108ZM121 222H120V221ZM134 222H132V221ZM101 221H103V222H101ZM89 222V223H88ZM108 222H109V224H108ZM132 222V223H131ZM145 222V221H144ZM144 222H142V224L144 223ZM245 222H247V221H245ZM74 225H72V224ZM95 223L96 224H98V225H95ZM101 223V224H100ZM104 223V224H103ZM106 223V224H105ZM111 223H113L112 225H111ZM140 223L141 222H138V225H140ZM256 223V222H255ZM82 224V225H81ZM84 224V225H83ZM88 224V225H87ZM93 226H92V225ZM129 224V225H130ZM145 224V223H144ZM248 224V223H247ZM76 225V226H75ZM89 226V227H86V226ZM100 225H102V226H100ZM256 225V224H255ZM85 226V227H84ZM94 226H95V228H94ZM106 226H110V228H112V229H110L109 227H107L106 228ZM112 226V227H111ZM132 226V225H131ZM142 226V225H141ZM140 226V228H141V231L143 230V228ZM251 226V224L249 225L248 224V228H247V230H249V231H251V232H253V229L250 227ZM261 226V225H260ZM66 227V228H65ZM83 227V228H82ZM97 227H99V228H97ZM101 227V228H100ZM114 227L116 228V229H114ZM133 227V226H132ZM143 227H144V225H143ZM253 227V226H252ZM255 227V226H254ZM79 228H81V229H79ZM86 230H85V229ZM90 228V229H89ZM97 228V229H96ZM129 228V227H128ZM139 227H138V229H137V231L140 229ZM245 228H246V225H245ZM257 228V227H256ZM262 228H264V227H262ZM67 229V230H66ZM72 229V231H69V230H71ZM74 229V230H73ZM79 230V232H78V230ZM97 230V231H95V230ZM101 229V230H100ZM109 231H108V230ZM121 230L120 228H119V231H124V230ZM134 229H132V230H130V233H131V231H134V233L136 234V232H135V230ZM75 230H77V231H75ZM84 230V231H83ZM106 230V231H105ZM244 230V229H243ZM75 231V232H74ZM92 231V233H93V235H91L92 233H90ZM128 230H126L125 232H127ZM141 231H139V233L141 232ZM246 231V230H245ZM257 231V230H256ZM85 232V233H84ZM97 233L96 234V236L94 235V233ZM243 232V231H242ZM242 232H241V234H242ZM247 232V231H246ZM262 232V231H261ZM62 233H60L61 235H62ZM71 233H72V235H71ZM81 233V234H80ZM90 233V234H89ZM124 233V232H123ZM138 233V234H139ZM151 233H153V231L151 230ZM254 233V232H253ZM253 233H251V234H253ZM258 233V232H257ZM257 233L256 234H254L255 236L257 235ZM59 234V235H60ZM87 234H89V235H87ZM121 234V233H120ZM125 234H127V233H124V234H122V235H124L125 236ZM133 234V233H132ZM131 234V235H132ZM141 234H143V231H142V233ZM246 234V233H245ZM249 235H250V233H248ZM98 235H100V236H98ZM112 235V236H113ZM261 235V234H260ZM75 236H76V238H75ZM241 236V235H240ZM243 236L245 237V235L243 234L242 235V238H241V240L243 239ZM253 237V235H252V237H250V236H247L246 235V239L249 241L251 238L253 239V240H256L259 236L257 235L256 237ZM68 237V238H67ZM71 237V238H70ZM74 237V238H73ZM98 237H99V239H98ZM109 237H108V239H109ZM119 237L122 239L123 237H121L120 235H119ZM128 237H129V234H128ZM128 237H126V238H128ZM131 237V236H130ZM263 237V236H262ZM97 238V239H96ZM125 238V239H126ZM244 238V239H245ZM70 241H69V240ZM75 240V241H72V240ZM82 239H83V241H84V245H83V241H82ZM124 239V238H123ZM106 240V239H105ZM127 240V239H126ZM126 240H121V242L119 241V243H117L118 245L116 246V249H118L119 250V248H121L122 250H125V249H123V244H121V243H125L126 242ZM259 240V239H258ZM257 240V243L259 242ZM88 241V242H87ZM123 241V242H122ZM125 241V242H124ZM262 241V240H261ZM90 242H92L91 244H89ZM106 242H107V240H106ZM108 242H109V240H108ZM244 242L246 243V241L244 240ZM253 242V241H252ZM256 242V241H255ZM104 243H105V241H104ZM104 243H103V246H104ZM257 243H255V248H256V250H257V253L258 254H256L255 256L257 257L258 255H261V252L264 254V251H263V248H261L260 247V243H259V245L257 244ZM58 244V245H59ZM94 244V245H93ZM243 244V243H242ZM248 244V243H247ZM249 244H250V242H249ZM254 244V243H253ZM97 247H96V246ZM125 245H126V243L124 244V248H125ZM246 244H244V246H245ZM95 246V247H94ZM247 246V245H246ZM251 246V245H250ZM93 249H92V248ZM249 247V246H248ZM248 247H246V248H248ZM252 247H253V245H252ZM251 247V248H252ZM59 248V249H58ZM246 248H244L245 250H247ZM57 249L58 250H60V246H58L57 247ZM56 249V250H57ZM75 251H74V250ZM91 251H90V250ZM98 249V250H97ZM104 249V248H103ZM250 248H248V250H249ZM94 250V251H93ZM117 250V251H118ZM122 250H120V251H118V255H121V258H122V255L124 256L125 254H123V251ZM97 251V252H96ZM102 252H103V250H101ZM113 251H115L114 250V248H113ZM116 251V252H117ZM253 251V250H252ZM72 252H74V253H72ZM246 252V251H245ZM251 252V251H250ZM97 253V254H96ZM101 253V252H100ZM115 253V252H114ZM79 254V255H78ZM116 254V253H115ZM114 254V255H115ZM81 255V256H80ZM86 255V256H85ZM99 255H100V257H99ZM253 255V254H252ZM78 256H79V258H78ZM96 256H98V258L96 257ZM116 256V255H115ZM126 256V255H125ZM59 257H61V258H59ZM77 257V258H76ZM259 257V256H258ZM260 257H262V255L260 256ZM127 258V257H126ZM60 259V260H59ZM78 259V260H77ZM76 262H75V261ZM91 260H93V261H91ZM96 260V262L95 263H93L94 261ZM116 260H118L119 262H121V260L122 259H115V260H113L114 261V263H115V261ZM80 261H81V263H80ZM117 263V262H116ZM98 264V263H97ZM118 264H120V263H118ZM121 264H123V262H121Z\"/></svg>",
	"mask_w": 264,
	"mask_h": 264
}]
</instances>
